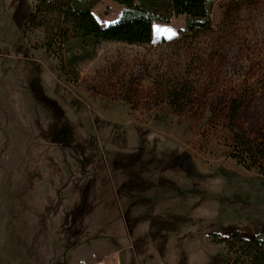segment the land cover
I'll list each match as a JSON object with an SVG mask.
<instances>
[{
  "label": "rangeland",
  "instance_id": "374dc122",
  "mask_svg": "<svg viewBox=\"0 0 264 264\" xmlns=\"http://www.w3.org/2000/svg\"><path fill=\"white\" fill-rule=\"evenodd\" d=\"M5 2L0 264H236L234 238L182 223L198 197H175L168 181L218 175L223 221L264 218V167L234 157L239 137L264 147V0H217L212 32L195 35L184 16L172 17L153 24L149 44L102 41L74 67L65 51H46L42 29L22 34ZM89 8L102 26L124 11L112 0ZM182 84L191 94L178 113L162 99ZM53 86L64 102L79 101L91 148L53 120L44 101ZM97 119L125 127L124 146Z\"/></svg>",
  "mask_w": 264,
  "mask_h": 264
},
{
  "label": "trees",
  "instance_id": "16d2710c",
  "mask_svg": "<svg viewBox=\"0 0 264 264\" xmlns=\"http://www.w3.org/2000/svg\"><path fill=\"white\" fill-rule=\"evenodd\" d=\"M5 12L11 20L22 29L35 27L45 32L46 51L68 53L72 66L93 55L94 48L102 41L121 42L128 45H144L152 41L153 24L168 23L172 17L184 16L187 20V31L197 33L212 32L211 13L217 0H112L123 5L121 17L106 26L99 24L90 11L93 0H38L33 9L29 0H5ZM91 48V50H90ZM38 71H32L29 85L37 96L42 89ZM53 95L44 99L55 123H64L70 136L74 137L77 146L91 148L90 138L86 136L79 118L82 106L79 101L64 102L56 94L60 92L53 86ZM191 85H175L169 87L163 95V101L169 104L174 112L181 111V105L190 97ZM62 96V95H61ZM81 109V110H80ZM97 124L104 133L110 132L115 141H120L119 148L127 141L128 130L118 124L97 119ZM110 128V130H109ZM234 157L246 168L260 169L264 167V147L254 144L248 139L238 138ZM134 149V148H133ZM145 150L144 147H137ZM125 153L129 158L134 157ZM119 152V153H118ZM118 154H122L118 149ZM218 175L192 178L168 184L175 197L185 194L198 198L191 203L189 212L182 218V223L203 224L205 233L214 237L234 238L238 246H230L236 254V264H264V218L245 215L231 221H223V191L219 187ZM204 205L209 206L204 209ZM225 264H230L226 261Z\"/></svg>",
  "mask_w": 264,
  "mask_h": 264
}]
</instances>
